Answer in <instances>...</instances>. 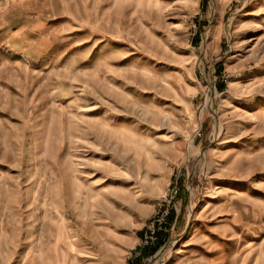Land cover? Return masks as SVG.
I'll return each mask as SVG.
<instances>
[{
    "label": "rangeland",
    "instance_id": "rangeland-1",
    "mask_svg": "<svg viewBox=\"0 0 264 264\" xmlns=\"http://www.w3.org/2000/svg\"><path fill=\"white\" fill-rule=\"evenodd\" d=\"M0 264H264V0H0Z\"/></svg>",
    "mask_w": 264,
    "mask_h": 264
},
{
    "label": "built area",
    "instance_id": "built-area-1",
    "mask_svg": "<svg viewBox=\"0 0 264 264\" xmlns=\"http://www.w3.org/2000/svg\"><path fill=\"white\" fill-rule=\"evenodd\" d=\"M151 233H152L151 235H153L154 232L152 231ZM146 239H147V238H146Z\"/></svg>",
    "mask_w": 264,
    "mask_h": 264
}]
</instances>
